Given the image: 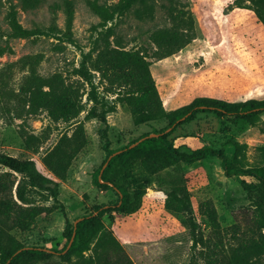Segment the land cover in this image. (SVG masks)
Listing matches in <instances>:
<instances>
[{
	"label": "rangeland",
	"instance_id": "rangeland-1",
	"mask_svg": "<svg viewBox=\"0 0 264 264\" xmlns=\"http://www.w3.org/2000/svg\"><path fill=\"white\" fill-rule=\"evenodd\" d=\"M70 1L75 14L68 24L63 12L52 17L49 10L61 0H43L38 9L29 12L22 11L19 0H0V52L4 53L0 56V155L34 161L40 173L59 184L58 200L64 207L63 211L62 206L47 201L46 193H34L35 205L49 210L37 219L34 229L22 232L15 223L18 206L25 208L16 196L21 177L0 165V200L10 202L15 211L9 218L0 215V242L5 245L8 237H14L24 245L60 250L67 223L90 216L97 207L120 203L123 196L114 189L117 187L129 206L135 203L136 191H145L140 209L134 214L113 212L100 218L83 239L88 251L73 254V264H189L190 239L179 220L164 209L162 191L167 184H184L206 239L212 234L202 219L201 205L213 204L222 235L212 243L218 246L217 252L228 253L250 237L246 215L252 205L246 188L253 187V179L227 178L217 158L188 166L164 154L151 158L139 154L127 163L116 162L107 176L109 183L99 181V169L110 152L169 129V141L183 153L209 147L230 158H242L246 167L260 166L264 113L256 127L201 112L180 127L176 128L177 123L168 128L165 114L151 121L134 116L114 94L106 92L110 87L98 73L90 74L98 99V104L93 103L91 87L73 77L72 71L82 67L95 47L106 46L107 40L112 49L142 51L166 113L197 98L227 102L264 99V26L253 5L247 0H144V4L135 0L126 10L133 0ZM95 1L115 12L113 21L103 22L93 9ZM149 7L140 18L136 15L137 9ZM12 12L19 25L32 33L30 37L14 35L8 20ZM168 29L185 35L188 42L175 54L161 58L164 46L155 44L152 37ZM167 44L175 46L176 42ZM27 56L39 57L38 75L60 73L83 94L84 111L78 121L84 126L87 145L75 157L65 181L49 172L43 158L72 130L53 123L44 112L28 115L19 96L26 74L21 59ZM92 111L105 116L107 125L94 118ZM27 136L37 141L28 146ZM99 184H108V188Z\"/></svg>",
	"mask_w": 264,
	"mask_h": 264
},
{
	"label": "trees",
	"instance_id": "trees-1",
	"mask_svg": "<svg viewBox=\"0 0 264 264\" xmlns=\"http://www.w3.org/2000/svg\"><path fill=\"white\" fill-rule=\"evenodd\" d=\"M253 7L258 20L264 26V11L262 6L264 0H247ZM22 11L29 12L39 8L43 0H19ZM137 1L129 3L126 10ZM144 4L145 1L141 0ZM93 9L101 17L105 24L113 21L115 12L93 2ZM52 17L61 11L67 17L68 24L73 22L75 6L73 1L61 0L49 6ZM147 9H137L136 15L140 18ZM9 24L14 35L18 38H28L31 32L23 29L17 22L16 13L12 12L8 17ZM152 40L161 47L163 53H159L161 58L171 56L181 50L188 41L185 35H179L172 30H162L153 35ZM175 40L176 45L169 46ZM106 46L95 47L85 58V62L80 68L72 71V76L83 80L91 87L89 94L90 100L98 104L95 87L91 81L90 74L98 73L101 79L105 80L110 89L107 93H112L116 99L125 104L131 113L139 118L149 121L165 117L169 120L168 128L177 124V127L191 121L197 113L212 112L219 118H234L256 127L261 122V115L264 113V99H250L243 102H227L208 98H197L190 105L182 107L174 112L166 113L160 107L158 93L154 81L152 80L149 66L142 55V51L127 52L122 49L111 48L109 41H105ZM93 53H97L93 58ZM4 53L0 52V56ZM25 69V79L19 89V96L24 100L25 107L29 116H36L39 112L47 114L48 118L55 124H64L71 135L64 134L58 143L49 149L43 158V163L57 179L65 181L72 162L77 154L87 145V137L84 126L78 121L84 111L82 96L79 88L67 83L62 74L56 73L49 77L38 75L36 67L39 64L38 56H27L21 59ZM94 94V95H93ZM93 96V97H91ZM94 118H98L103 124L107 125L105 116H97L92 111ZM164 132V131H163ZM163 132L155 133L160 135L158 138L146 139L138 144L137 147H129L143 138H140L121 150L110 152L107 159L114 153L122 151L119 155L112 158L102 174L104 182H108L107 176L116 162L127 163L136 155L143 154L151 158L156 154L169 156L177 163L183 165H193L208 158H217L221 161L222 168L227 178L244 177L255 181L253 187L247 186V193L252 209L247 213L246 229L249 236L246 240L238 243L228 253L217 252L218 246L212 243V239L222 235V229L218 220L217 212L212 203L205 202L201 205L202 219L210 228L212 237L205 238L201 233L200 223L198 222L192 205L191 195L184 184H167L162 190L165 195L164 209L175 216L181 227L187 232L191 245L189 248V264H263L264 263V148H259L262 163L257 167H246L243 159L236 156L230 158L223 151H216L209 147H202L190 154L181 152L169 141V135ZM148 137V136H146ZM34 136L24 138L28 146L32 140L37 141ZM0 165L10 170L12 173L21 177L16 187V196L24 207L20 209L16 217V226L22 232L34 229L37 219L46 214L49 207L36 206L33 201L34 193H46L47 201L51 200L54 204L59 203V184L40 173L36 163L32 160H21L8 155H0ZM97 179V183H99ZM101 188H108V184H99ZM122 194L120 203L114 206L97 207L95 213L88 217L81 218L76 230L74 224L67 223L64 229L65 244L60 250H48L33 245H24L14 237H8L6 244L0 242V264H51L60 262L62 264H73L72 255L79 252L88 251L83 245V239L90 229L99 222L100 218L106 214L119 212L122 214L136 213L142 203L146 192L139 190L134 194V205L129 206L124 201L123 192L114 187ZM64 211V207L62 206ZM15 213L14 207L10 202L0 200V215L9 218ZM75 223V222H74ZM75 232V238L71 248L66 249ZM20 252L17 256L16 253Z\"/></svg>",
	"mask_w": 264,
	"mask_h": 264
},
{
	"label": "water",
	"instance_id": "water-1",
	"mask_svg": "<svg viewBox=\"0 0 264 264\" xmlns=\"http://www.w3.org/2000/svg\"><path fill=\"white\" fill-rule=\"evenodd\" d=\"M169 131H171V129L167 130L164 134L168 133ZM159 136H160V135H158V134H151V135H149L148 137H145V138L141 139L140 141H138L137 143L131 145V146L129 147V149H133V148L137 147L139 143H141L142 141H144V140H146V139L158 138ZM121 152H122V151H119V152H117V153H114L113 155H111V156L109 157L108 161L105 163V165L103 166V168H102V170H101V172H100L99 179H101V175L103 174L104 170L107 168V166H108L110 160H111L112 158H114L115 156L119 155ZM80 221H81V219L77 220V221L74 223L75 230H76V226H77V224H78ZM74 238H75V232H74V234H73V236H72V239H71V241H70V243H69V245H68V247H67V249H66V252L71 248L72 243H73V241H74ZM19 253H20V252L16 253L15 256H17Z\"/></svg>",
	"mask_w": 264,
	"mask_h": 264
}]
</instances>
